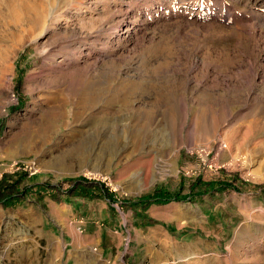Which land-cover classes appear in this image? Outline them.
<instances>
[{
  "label": "rangeland",
  "instance_id": "obj_1",
  "mask_svg": "<svg viewBox=\"0 0 264 264\" xmlns=\"http://www.w3.org/2000/svg\"><path fill=\"white\" fill-rule=\"evenodd\" d=\"M0 59V176H30L0 264H264V0H0ZM78 175L182 198L149 202L137 254L114 210L107 258L94 214L59 209Z\"/></svg>",
  "mask_w": 264,
  "mask_h": 264
},
{
  "label": "crops",
  "instance_id": "obj_2",
  "mask_svg": "<svg viewBox=\"0 0 264 264\" xmlns=\"http://www.w3.org/2000/svg\"><path fill=\"white\" fill-rule=\"evenodd\" d=\"M151 162L149 163L151 164ZM152 169L149 173H152ZM42 180L43 178H36L30 181L31 185L28 187L27 192H33L35 196L38 193L39 195H42V197L50 194L51 192L47 190L48 188L44 186ZM105 184L106 183L104 181H101V179H91V182L88 184V189L86 190V192H84L86 194H81L82 190H79L75 193L73 192L69 195L64 194L61 197V199L63 200V204L59 206V209L69 210L73 216H81L83 212L85 213V210H89L91 214H94L90 216L91 219H93L92 221L96 225V233L93 238V245L96 248H99L101 254L107 258L115 255V253L119 251L120 240L119 236L116 235L115 241L111 239L110 241L104 242V239L107 240L108 232L104 228V226L101 227L100 225L104 224V221L108 222L111 217L112 219H115L116 213L114 210H129V214H133V217L130 218V224H133L135 227L133 226L132 228H129L126 226V229L124 228V230H126V233L129 235V239H131L133 242L132 253L137 254L139 252V249L143 246V244L139 246L144 238L142 230L143 226L148 227L152 225V223H149V220H146L145 211L156 210L155 207L157 206V204L149 203L146 207H144L143 199L135 197H126L119 199V197L115 195L114 192L110 191L109 186H105ZM102 185L105 186L106 192H103ZM159 189L162 192L165 191V189L163 188L159 187ZM91 194H96L97 197H93ZM116 201L119 202L118 206L114 203ZM26 210L33 209L30 208ZM146 216L148 218L151 217L148 214H146ZM98 220H100V222ZM65 259L67 260V257Z\"/></svg>",
  "mask_w": 264,
  "mask_h": 264
},
{
  "label": "trees",
  "instance_id": "obj_3",
  "mask_svg": "<svg viewBox=\"0 0 264 264\" xmlns=\"http://www.w3.org/2000/svg\"><path fill=\"white\" fill-rule=\"evenodd\" d=\"M14 107H16V105H14ZM8 177H10V180H7ZM28 177H30V176L29 175L26 176L25 171H18L15 173L4 171L1 173V176H0V201L2 202V204L12 205V204H15L19 199L24 197V195L26 193V186L20 185V183L24 179H27ZM62 179L70 182V185L68 186V190L70 191L71 194L73 192L75 193L79 190H82L81 194H85L83 191L88 189V184L91 182V179H86L82 175L68 176V177H64ZM195 182H197V181H195ZM195 182L191 183V185L192 186L195 185L194 184ZM42 183L44 184V186H48V184H46L45 182L42 181ZM208 185H209V189H211L216 184L213 182H208ZM222 185L227 186L228 184L222 183ZM230 186L234 187L233 185H230ZM51 187L55 188L54 185H52ZM155 188H157V187H155ZM157 190L160 191V189H158V188H157ZM161 193L162 192L154 193L152 195H141L138 198L144 200V202H143L144 206H146L149 202L164 203V202L168 201L169 199H181L182 198L181 196H179L177 194L166 196V195L161 194ZM91 195L93 197H97L96 194H91ZM36 197L38 199H40L42 197V195L38 194V195H36ZM50 197L57 199L58 196L56 194H52V196H50ZM151 221H154V220H151Z\"/></svg>",
  "mask_w": 264,
  "mask_h": 264
},
{
  "label": "bare ground",
  "instance_id": "obj_4",
  "mask_svg": "<svg viewBox=\"0 0 264 264\" xmlns=\"http://www.w3.org/2000/svg\"><path fill=\"white\" fill-rule=\"evenodd\" d=\"M50 16V15H49ZM45 17H47V16H45ZM51 17V16H50ZM43 20H44V18H43ZM34 40V39H33ZM7 43V42H6ZM16 43V42H15ZM13 48V47H12ZM4 52V51H3ZM2 55H4V53L2 54ZM4 59V58H3ZM5 60H6V58L4 59V62H5ZM0 61H1V59H0ZM8 59L6 60V65L4 64V67L5 68H7L8 70H10V72H11V74H12V66H11V64H9L8 62ZM8 63V64H7ZM12 63V62H11ZM7 76V75H6ZM185 113V112H184ZM185 115V114H184ZM52 126H49L48 128H51ZM47 128V129H48ZM47 132H49V131H47ZM71 140L73 139V136H71V137H69ZM73 142V141H72ZM220 146H222V144L220 145ZM82 148H81V145H77L76 146V152H75V154H74V158L78 161V159H80L79 158V154H80V150H81ZM71 153V152H70ZM164 163H161L160 164V172L161 173H163V172H165L166 170L164 169V167H162V165H163ZM165 164L169 167L170 165H172L173 164V160H172V158L171 157H168L166 160H165ZM80 165V164H79ZM165 166V165H164ZM167 169V168H166ZM98 171H99V169H97ZM127 170V169H126ZM171 170V169H170ZM91 173V172H90Z\"/></svg>",
  "mask_w": 264,
  "mask_h": 264
}]
</instances>
